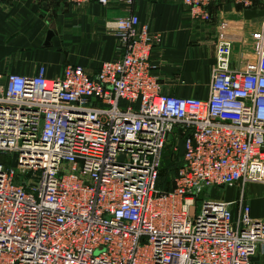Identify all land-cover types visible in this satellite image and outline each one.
<instances>
[{
  "label": "built area",
  "instance_id": "1",
  "mask_svg": "<svg viewBox=\"0 0 264 264\" xmlns=\"http://www.w3.org/2000/svg\"><path fill=\"white\" fill-rule=\"evenodd\" d=\"M181 1L209 20L212 0ZM106 25L117 56L92 74H0V264H253L264 217L249 216L243 186L264 183V20L248 67L215 43L205 97L161 91L148 61L159 35L135 13ZM173 132L179 165L156 188ZM234 184L233 200L205 193Z\"/></svg>",
  "mask_w": 264,
  "mask_h": 264
},
{
  "label": "crops",
  "instance_id": "2",
  "mask_svg": "<svg viewBox=\"0 0 264 264\" xmlns=\"http://www.w3.org/2000/svg\"><path fill=\"white\" fill-rule=\"evenodd\" d=\"M206 9L209 20L200 16V8L181 0H133L129 8L119 0L81 5L64 0H0V74L33 76L40 65L49 78L58 76L66 65H79L92 74L100 61L117 56L118 40L107 21L133 12L149 34L159 35L148 61L161 91L177 97H205L219 39L232 43L231 67H248L256 59L264 16L247 19L242 12L264 10V0L250 8L233 0H212ZM248 186L251 193L243 190V195L249 216L264 217L256 192L264 183L247 182L243 187ZM238 187H221L220 197L237 198ZM224 190L231 195L225 196ZM253 258V264H264V255Z\"/></svg>",
  "mask_w": 264,
  "mask_h": 264
},
{
  "label": "rangeland",
  "instance_id": "3",
  "mask_svg": "<svg viewBox=\"0 0 264 264\" xmlns=\"http://www.w3.org/2000/svg\"><path fill=\"white\" fill-rule=\"evenodd\" d=\"M174 135H175L174 132H173V135H170V134L167 135V140H166L164 150L161 156L163 160H161V164H160V167L163 169V174H158L157 179H156V184H155L156 188L163 187L167 189L172 186L171 176L176 170L177 166L179 165V157H180L179 145L178 144H176L175 146L173 145L172 139ZM168 163H170L169 166H167ZM243 190H245V194L251 193V189L249 188V186L246 189L243 187ZM222 191L223 189L221 188H219L218 190L215 188H207L205 193L210 194V196L213 197V196H220ZM256 192L260 195L258 199L259 206L261 210L264 212V186L256 187ZM224 195L230 196L231 193L229 191L225 192L224 190ZM252 204H253V201H252ZM97 251H99V249H96L94 253H96Z\"/></svg>",
  "mask_w": 264,
  "mask_h": 264
},
{
  "label": "water",
  "instance_id": "4",
  "mask_svg": "<svg viewBox=\"0 0 264 264\" xmlns=\"http://www.w3.org/2000/svg\"><path fill=\"white\" fill-rule=\"evenodd\" d=\"M244 18H259L264 16V10L244 9L242 12ZM254 259L253 257L250 258Z\"/></svg>",
  "mask_w": 264,
  "mask_h": 264
},
{
  "label": "trees",
  "instance_id": "5",
  "mask_svg": "<svg viewBox=\"0 0 264 264\" xmlns=\"http://www.w3.org/2000/svg\"><path fill=\"white\" fill-rule=\"evenodd\" d=\"M165 146V145H164ZM164 146H163V149H162V152H163V150H164ZM162 152H161V156H162ZM161 160H163L162 159V157H160V164H161ZM168 161V160H167ZM166 161V162H167ZM160 164H159V167H158V174H163V169L160 167ZM170 165V163H168V165L167 166H169ZM164 166V165H163ZM158 176V175H157Z\"/></svg>",
  "mask_w": 264,
  "mask_h": 264
}]
</instances>
